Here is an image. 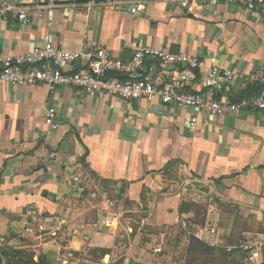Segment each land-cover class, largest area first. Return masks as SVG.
Returning a JSON list of instances; mask_svg holds the SVG:
<instances>
[{"label":"crops","instance_id":"crops-1","mask_svg":"<svg viewBox=\"0 0 264 264\" xmlns=\"http://www.w3.org/2000/svg\"><path fill=\"white\" fill-rule=\"evenodd\" d=\"M26 1L56 5L33 8L28 26L0 22L2 54L25 53L46 35L57 49L105 47L125 61L140 47H158L205 62L193 91L210 93L208 75L218 67L212 95L224 101L248 95L249 77L264 65V19L236 5ZM140 1L144 10L133 14ZM49 107L58 111L57 130L45 123ZM183 203L205 210L200 222L193 211L181 214ZM189 237L264 244L263 112L212 116L159 100L89 98L71 87L0 86V264H9L2 248L33 254L37 264H189L194 257L245 264L238 250L190 255Z\"/></svg>","mask_w":264,"mask_h":264},{"label":"built area","instance_id":"built-area-1","mask_svg":"<svg viewBox=\"0 0 264 264\" xmlns=\"http://www.w3.org/2000/svg\"><path fill=\"white\" fill-rule=\"evenodd\" d=\"M177 1H180L183 8H188L194 0ZM205 1L212 6L236 5L249 13H258L264 19V0ZM30 4L26 0H3L0 3V22L17 21L28 26L32 22L30 14L33 8L43 11L56 5L54 1L47 5ZM144 8L141 1L136 2L131 12L137 14ZM66 66L75 68L68 71ZM204 66L205 62L197 57L173 54L158 47H140L126 61L113 56L105 47L84 46L79 51L57 49L50 36L46 35L41 45L25 53H0V86L43 84L50 92H55L59 87H71L79 89L89 98H118L129 102L139 99L149 102L159 100L164 105L194 108L212 116L247 110L264 113V65L248 80L250 85L258 84L261 89L237 101L219 100L212 95L221 76L218 67H214L208 75L210 93L193 91L190 87L193 76ZM222 76L229 80L234 78L228 71L223 72ZM57 118L55 107L46 109L45 123L50 129L59 128ZM195 123L196 119H193L191 125ZM74 181L82 185L79 176H74ZM80 191L84 192L85 188L81 186ZM182 228L188 231V223L183 222ZM207 245L224 249L227 253L238 250L245 264H264V244L242 241L236 246H230L225 242L210 241Z\"/></svg>","mask_w":264,"mask_h":264},{"label":"trees","instance_id":"trees-1","mask_svg":"<svg viewBox=\"0 0 264 264\" xmlns=\"http://www.w3.org/2000/svg\"><path fill=\"white\" fill-rule=\"evenodd\" d=\"M251 87L249 88V94L244 96V97H248L251 96L252 94L257 93L260 89L261 86L256 84V85H250ZM244 97H241L239 99H236L234 101L240 100ZM194 209L197 213L198 216H201L205 214V210L198 206L195 205L194 203H183L180 207V212L181 214H185L188 212L193 211ZM200 214V215H199ZM195 222H197L196 220H194ZM181 234V233H180ZM182 235V234H181ZM189 239L191 240V243H193L191 245V247L189 248L188 252L189 254H194V253H199V254H213V248L209 247L208 245L204 244L203 242L199 241L198 239L194 238V237H189ZM224 255H230L232 253H227L225 250L223 251ZM1 255L3 257H5L8 261L9 264H37L34 260H33V254H29L23 250H16L13 248H2L1 249ZM199 259L194 257L193 259H191L189 264H196L198 263ZM38 264H46V261L44 258H41L39 260Z\"/></svg>","mask_w":264,"mask_h":264},{"label":"rangeland","instance_id":"rangeland-1","mask_svg":"<svg viewBox=\"0 0 264 264\" xmlns=\"http://www.w3.org/2000/svg\"><path fill=\"white\" fill-rule=\"evenodd\" d=\"M194 213H195V215H196V218H194L196 221H198V222H200L201 221V219H202V214H201V216H198L197 215V213H196V211H195V209H194ZM200 215V214H199ZM189 229V228H188ZM175 234H177V231L174 233V235ZM196 264H199V263H196ZM200 264H202V263H200Z\"/></svg>","mask_w":264,"mask_h":264}]
</instances>
